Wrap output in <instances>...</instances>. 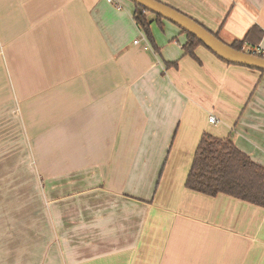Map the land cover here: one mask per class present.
Returning <instances> with one entry per match:
<instances>
[{
  "label": "crops",
  "instance_id": "0c3cea01",
  "mask_svg": "<svg viewBox=\"0 0 264 264\" xmlns=\"http://www.w3.org/2000/svg\"><path fill=\"white\" fill-rule=\"evenodd\" d=\"M157 1L264 51V0ZM115 3L0 0V264H264V209L185 188L203 134L264 167V73Z\"/></svg>",
  "mask_w": 264,
  "mask_h": 264
},
{
  "label": "trees",
  "instance_id": "16d2710c",
  "mask_svg": "<svg viewBox=\"0 0 264 264\" xmlns=\"http://www.w3.org/2000/svg\"><path fill=\"white\" fill-rule=\"evenodd\" d=\"M134 7V20L137 26L143 31L152 48L159 51L151 35L150 24L154 21L160 24L163 19L152 14L154 20L149 21L146 14H151L150 12L136 4ZM253 31L259 33V41L262 32L256 28H252L242 40H233L230 43L222 41L217 34L214 35L231 48L244 51L243 46ZM181 32L187 37L186 43L182 46L184 55L197 59L194 51L196 47L203 45L193 36L182 30ZM248 53L251 54V50ZM167 66L176 68L177 63H167ZM185 188L208 197L218 195L232 197L264 209V167L254 163L230 138L219 139L208 134L201 136L186 177Z\"/></svg>",
  "mask_w": 264,
  "mask_h": 264
},
{
  "label": "water",
  "instance_id": "95a60500",
  "mask_svg": "<svg viewBox=\"0 0 264 264\" xmlns=\"http://www.w3.org/2000/svg\"><path fill=\"white\" fill-rule=\"evenodd\" d=\"M151 14L178 27L180 30L196 38L207 50L225 63L238 65L264 73V58L237 51L224 44L215 35L190 17L156 0H128ZM141 10L139 11V14Z\"/></svg>",
  "mask_w": 264,
  "mask_h": 264
},
{
  "label": "rangeland",
  "instance_id": "374dc122",
  "mask_svg": "<svg viewBox=\"0 0 264 264\" xmlns=\"http://www.w3.org/2000/svg\"><path fill=\"white\" fill-rule=\"evenodd\" d=\"M126 1H128V0H126ZM154 24L156 25V23H154ZM164 24H165V25H168L169 23L165 22ZM155 25H154V26H155ZM154 29H155V34L152 33V30H150V31H151V35H152L153 39L155 38L156 43L158 42V39H159L160 41H161V39H164L163 41L166 42V41H167L166 39H167V37H168V33L166 32V29L163 28V29L160 30V29H159L158 27H156V26L154 27ZM160 38H161V39H160ZM170 39H171V38H170ZM170 39H169V40H170ZM176 39H177V40H176ZM172 41L175 42L176 45L182 44V42H183L182 40L178 39V37H175L174 39H172ZM176 41H177L178 44L176 43ZM19 160H20V156H18L17 158H15V159H14V162H19Z\"/></svg>",
  "mask_w": 264,
  "mask_h": 264
},
{
  "label": "built area",
  "instance_id": "2783aa9c",
  "mask_svg": "<svg viewBox=\"0 0 264 264\" xmlns=\"http://www.w3.org/2000/svg\"><path fill=\"white\" fill-rule=\"evenodd\" d=\"M108 3L110 4H114V6L117 9H121V6L118 3H115V0H106ZM253 55L255 56H259V57H263L264 58V51H260V50H255V51H251ZM248 53V52H247ZM209 123H217L218 121L216 120V118L214 116H210L208 119Z\"/></svg>",
  "mask_w": 264,
  "mask_h": 264
}]
</instances>
